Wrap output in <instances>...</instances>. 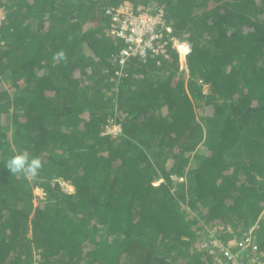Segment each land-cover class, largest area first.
Listing matches in <instances>:
<instances>
[{"label": "trees", "instance_id": "obj_1", "mask_svg": "<svg viewBox=\"0 0 264 264\" xmlns=\"http://www.w3.org/2000/svg\"><path fill=\"white\" fill-rule=\"evenodd\" d=\"M124 1L163 11L186 73L172 48L118 65L104 11ZM1 6L0 264H210L207 228L255 223L264 250V0ZM24 150L35 179L6 168Z\"/></svg>", "mask_w": 264, "mask_h": 264}, {"label": "built area", "instance_id": "obj_2", "mask_svg": "<svg viewBox=\"0 0 264 264\" xmlns=\"http://www.w3.org/2000/svg\"><path fill=\"white\" fill-rule=\"evenodd\" d=\"M105 16L109 20L110 35L120 38L125 46L115 61L120 67L130 57L142 61L156 59V63L170 61V48L177 52L179 58H186L190 53V45L183 40L172 37V29L165 24L163 11L154 5L134 7L129 2H123L116 7L106 8ZM5 10L0 7V24L4 20ZM118 74V72H115ZM202 85V92L207 93L208 86ZM121 133V127L110 122L104 134L116 137ZM39 199L44 200L45 193L36 188ZM257 223L239 234H231L229 227L213 226L207 228L202 236L197 250L209 258L210 264H264V250L257 244L254 232ZM33 264H39V258H34Z\"/></svg>", "mask_w": 264, "mask_h": 264}, {"label": "clouds", "instance_id": "obj_3", "mask_svg": "<svg viewBox=\"0 0 264 264\" xmlns=\"http://www.w3.org/2000/svg\"><path fill=\"white\" fill-rule=\"evenodd\" d=\"M57 58L66 59L64 52L61 51L57 53L54 59ZM183 72L186 73L187 69H185ZM6 168L12 175L22 174L25 179L31 180L35 179L38 176L39 171L42 169V161L39 157L30 156L29 152L27 150H24L8 159L6 162Z\"/></svg>", "mask_w": 264, "mask_h": 264}, {"label": "rangeland", "instance_id": "obj_4", "mask_svg": "<svg viewBox=\"0 0 264 264\" xmlns=\"http://www.w3.org/2000/svg\"><path fill=\"white\" fill-rule=\"evenodd\" d=\"M182 57V56H181ZM181 57L179 58V56H178V64H179V69H180V71H184L185 70V68L187 69V66H186V58H184V62L182 61L181 62ZM183 58V57H182ZM60 184H61V187L63 188V190L65 191V192H69L70 191V189H67V187H65L66 185H64L65 183H63V182H60ZM67 184V183H66ZM66 189V190H65ZM35 193H37L36 191H35ZM259 228V227H258ZM254 235L257 237V239H258V229H256V231L254 232ZM259 240V239H258Z\"/></svg>", "mask_w": 264, "mask_h": 264}, {"label": "crops", "instance_id": "obj_5", "mask_svg": "<svg viewBox=\"0 0 264 264\" xmlns=\"http://www.w3.org/2000/svg\"><path fill=\"white\" fill-rule=\"evenodd\" d=\"M185 69H186V68H185ZM63 183H64V182H63ZM64 185H66V187L69 186V187H67V188H69V189L71 188L69 192H72L73 189H72V187H71L70 185H68V184H66V183H65ZM62 190H63V188H62ZM63 191H64V190H63ZM35 258H36V257H35Z\"/></svg>", "mask_w": 264, "mask_h": 264}, {"label": "bare ground", "instance_id": "obj_6", "mask_svg": "<svg viewBox=\"0 0 264 264\" xmlns=\"http://www.w3.org/2000/svg\"><path fill=\"white\" fill-rule=\"evenodd\" d=\"M66 187V186H65ZM67 187H69V186H67ZM67 189H69V188H67ZM71 189V188H70ZM66 190V189H65Z\"/></svg>", "mask_w": 264, "mask_h": 264}]
</instances>
